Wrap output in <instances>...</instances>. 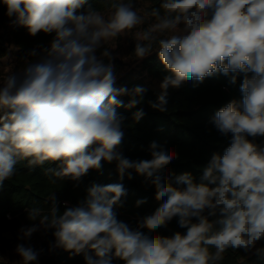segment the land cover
<instances>
[{
	"label": "clouds",
	"instance_id": "1",
	"mask_svg": "<svg viewBox=\"0 0 264 264\" xmlns=\"http://www.w3.org/2000/svg\"><path fill=\"white\" fill-rule=\"evenodd\" d=\"M6 15L30 36L54 33L39 59L17 71L0 72V184L27 167L57 163L44 175L79 182L102 161L117 164L121 180L129 170L145 177L163 201L137 228L117 219L114 206L126 196L122 183L93 184L85 200L61 213L54 194L51 206L28 209L36 222L20 229L27 240L37 231L53 230L50 250L84 255L85 264H221L225 253H249L264 239V0H160L145 10L135 0H104L101 10L79 12L88 0H3ZM151 20L147 27L146 21ZM135 30V59L157 52L167 75L156 102L167 111L168 89L185 82L202 83L222 73L235 84L242 76V99L219 109L212 123L230 144L213 153L199 182L191 173L160 175L178 153L156 142L151 159L130 160L118 151L125 117L117 112L144 101L146 89L116 86L117 71L107 45ZM107 47H104V46ZM103 51L97 55V51ZM31 56H37L34 50ZM128 96L125 104L119 97ZM143 109L133 114L135 121ZM253 139H249V138ZM144 201H137V205ZM173 218L186 232L148 235ZM15 264H39L43 249L18 244ZM92 253V254H90ZM0 259L3 260L2 257Z\"/></svg>",
	"mask_w": 264,
	"mask_h": 264
},
{
	"label": "trees",
	"instance_id": "2",
	"mask_svg": "<svg viewBox=\"0 0 264 264\" xmlns=\"http://www.w3.org/2000/svg\"><path fill=\"white\" fill-rule=\"evenodd\" d=\"M139 0H135L138 2ZM151 6H158L160 0H145ZM104 0H88V3L79 10L86 12L89 7L101 10ZM7 7L0 0V29L7 28L9 32V45L21 69L26 62L39 59L43 49L50 46L54 33H38L30 36L25 27L14 24L15 17L6 15ZM37 56H31L32 51ZM9 55V48L0 36V60ZM119 69V66L117 67ZM142 69L147 75L160 83L167 73L158 57L157 52L150 54L142 60ZM230 75L218 73L207 77L202 83L196 81L185 82L180 88H169L167 99V111L160 112L149 106V101L156 102L160 92L148 87L144 81L127 73L118 80L117 87H127L129 90L136 86L146 89L144 101L134 108L120 107L117 112L125 117L124 136L118 151L123 157L130 160L151 159L150 144L156 142L178 153V158L166 165L160 172L164 177H171L175 184V177L189 172L196 182L202 175V169L207 165L213 153L223 155L230 144L229 136L222 135L212 123L215 113L233 99H242L240 83L242 76L238 77L235 84L230 83ZM127 104L129 97H119ZM143 109L144 116L137 122L133 114ZM253 139V138H249ZM255 142H264V137L254 138ZM100 170L90 169L88 174L79 182L65 179L57 180L51 184L44 175L46 168H56L57 163H45L43 166L27 167V161L18 162L17 173L10 180L0 184V242L5 241V234L17 232L22 226H32L33 221L28 219V209L41 207L45 211L51 206L49 195L54 194L60 212L65 207H74L86 199L88 189L93 184L107 185L122 183L126 189V196L121 198V205L114 206L117 219L127 223L135 229L144 217L151 215L163 203L155 199V188L146 182L145 177L138 175L134 170H129L132 179L126 174L121 180L117 172L115 161L109 163L102 161ZM137 201H144L137 205ZM148 235L172 236L175 232H186L178 225V218H173L167 227H161L155 233H149L147 229H141ZM53 230L44 231L42 236L43 255L42 264H85L84 255H73L61 248L50 250V245L55 242ZM258 249L264 250V239ZM92 254V253H90ZM113 264H123L120 260H113ZM221 264H264V251L259 254H250L243 249L231 250L225 253Z\"/></svg>",
	"mask_w": 264,
	"mask_h": 264
},
{
	"label": "rangeland",
	"instance_id": "3",
	"mask_svg": "<svg viewBox=\"0 0 264 264\" xmlns=\"http://www.w3.org/2000/svg\"><path fill=\"white\" fill-rule=\"evenodd\" d=\"M137 3V6L140 8H143L145 10H149L152 6L148 1L145 0H139ZM151 20L149 19L146 21L145 25L143 27H147V24L150 23ZM0 36L4 38V42L6 43V46L9 48V55L2 58L0 60V72L4 70L6 67H10L12 71H17L20 68L18 67V62L15 59V56L13 54V49H11V46H8L9 43V32L7 28H1L0 29ZM135 30L129 34V36H123L119 37L116 41H111L107 46L108 47H113L114 48H109V51L111 55L114 57L113 63L116 66V71H117V81H116V86L118 85V80L120 78H123L127 73H134L135 76L141 78L144 83L153 89L154 91L161 92L160 89V82L158 80H154L150 78L146 72L142 69V60L144 59H135L133 56L134 53V48H135ZM106 45L104 47H107ZM154 52H155V46H154ZM103 51V48L97 51V55L100 54V52ZM151 53V54H153ZM119 66V69L117 67ZM22 227H28V226H22ZM21 227V228H22ZM20 228V229H21ZM20 229L17 232L11 233L8 232L6 233L5 236V241L0 242V257L3 258L0 259V264H15V262L19 261L21 258L17 255L15 252L16 246L18 244H25V245H30L36 250L42 249V236L44 233V230L41 229L34 233L30 239L23 240L20 239ZM260 247V243H257L256 248ZM255 249L250 252V254H254ZM43 252L39 256V264H42L41 259H42Z\"/></svg>",
	"mask_w": 264,
	"mask_h": 264
}]
</instances>
